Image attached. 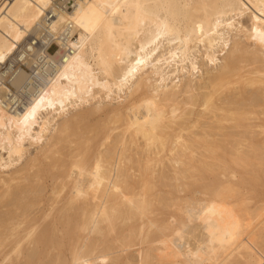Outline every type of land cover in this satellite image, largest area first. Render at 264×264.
<instances>
[{"label":"bare ground","instance_id":"obj_1","mask_svg":"<svg viewBox=\"0 0 264 264\" xmlns=\"http://www.w3.org/2000/svg\"><path fill=\"white\" fill-rule=\"evenodd\" d=\"M100 2L0 0V51H5L8 67L15 64L18 70L25 71L18 66L19 57L29 47L32 49L33 39L39 38V53L46 54L51 63L39 79L37 92L42 95L46 91L45 105L53 104L39 109L37 119L25 127L18 125L16 118L22 116L27 104H7L0 100L3 105L0 150L7 153L9 161L12 155L19 160L24 143L39 148L43 145L30 165L34 167L37 161L49 160L45 170L39 169L20 179L33 178L26 183L29 188L23 191V197L18 187L14 191L6 190L5 198L0 196V204L9 207L0 219V264H30L35 258L36 264H261L264 260V111L261 107V119L259 110L255 109L264 105V50L245 33L243 38L253 44L251 50L235 36L226 35L227 53L216 67L213 47L218 45L220 50L224 47L210 43L212 39L219 40L218 35L205 36L203 44L190 47L200 46L208 57L206 61L212 60L216 68L206 72L200 68L197 75V71L191 72V65L186 71V65L178 68V61L171 62L173 58L168 53L178 47L172 44L166 54L157 57L169 63L138 66L129 78L131 88L126 86L111 98L102 96L93 85L99 98L96 106L83 113L75 110L74 115L65 118L95 97L85 96L83 103L79 98L87 75L84 69L73 68L70 62L65 71V59L70 61L72 44L79 40L82 30L74 21L69 25L67 20L57 25L55 33L50 26L56 23L58 14L65 18L75 16L77 12L83 13L89 3ZM122 2L145 5L147 11L161 19L167 17L175 22L181 31L185 27L191 29L195 22H203L205 28H210L218 14H223L219 17L223 20L242 10L241 0ZM249 2L243 0L245 6ZM45 21H50L46 28ZM45 29L52 33L51 38L45 36ZM64 29L70 39L60 37ZM221 30L218 28L217 32ZM51 45L57 48L53 54L49 53ZM24 64L29 65L26 61ZM117 67L128 69V65ZM165 68L168 70L163 73ZM74 74L79 81L76 85L63 78ZM194 74L197 76L192 77ZM74 86L77 98L72 100L68 93ZM26 100L31 101L32 97ZM149 101L155 104V109H150ZM103 102L115 106L105 107ZM150 112L157 118L145 122ZM95 114L105 116L103 125L99 123V132L92 128L85 130L86 133L78 129L80 122ZM61 117L65 119H60L59 124ZM253 120L257 123L249 122ZM69 137H75L71 141L73 147L64 159L55 157L57 146ZM249 162L258 165L263 179L250 175L248 184L244 185L236 168L249 166ZM51 169H55V174ZM203 172L210 176L203 178ZM15 177L7 182L19 181V174ZM42 177L51 180L50 190L55 200L40 216L25 219L23 216L34 205L30 202L34 198L32 193L36 195L39 191ZM157 186L162 189L171 186L174 191H163L162 196L152 193ZM24 199L28 202L23 203ZM192 201L197 207L227 208L231 215L211 217L214 235L201 224L184 228L182 239L178 238L175 233L181 231V221L186 220L182 210ZM159 206L166 211L161 212ZM233 225H238L237 239L231 244L219 243L217 237L230 231ZM49 249L55 253L49 254ZM41 251H45L44 262L40 259Z\"/></svg>","mask_w":264,"mask_h":264},{"label":"snow or ice","instance_id":"obj_2","mask_svg":"<svg viewBox=\"0 0 264 264\" xmlns=\"http://www.w3.org/2000/svg\"><path fill=\"white\" fill-rule=\"evenodd\" d=\"M46 6V5H45ZM204 7H207L206 5ZM135 9V12L130 11ZM241 11L232 13L227 19H220L218 14L215 24L210 28H205L203 22H195L191 29L185 27L181 31L173 21L167 17L161 19L157 14L147 11L145 5L140 3L127 4L122 0H102L100 3H89L86 10L77 12L75 16L65 18L58 14L56 23L51 24L50 30L55 33L57 25L63 24L67 20L71 25L74 21L75 26L82 31L79 34V40L72 44L73 52L69 59H65V71L71 62L73 68L79 66L87 73L84 78V86L80 95L81 102H85L84 97L89 99L97 95V91L102 96L111 98L114 94L119 93L124 87L131 88L128 83L129 78L137 71L138 66L158 65L162 62L169 63L167 59L157 58L160 46L164 42L177 45L176 51H169L168 55L172 57L171 62L181 65H191V72L195 73L198 68L195 58L192 55L196 49L191 45H200L205 42V36H219V40L212 39L210 43H219L222 47L229 46L225 36L231 37L233 31L247 34L254 43H257L261 50H264V0H250L245 6L241 0ZM248 13V22L245 24L239 18ZM226 29L231 31H220L217 29ZM19 38V37H17ZM12 47H15L13 45ZM11 51V48L8 49ZM32 52L29 47L26 52L19 57L20 60L26 61L31 67L27 71L18 70L15 64L8 67L5 51H0V100L3 103H26V110L22 116L16 118L18 125L28 124L37 119V112L44 106L53 107L51 102L45 105V97L48 93L45 91L42 95L38 94L39 79L46 67L51 63L49 57L43 52L38 55L29 56ZM142 54V55H141ZM131 59H126V58ZM208 59V57H205ZM34 61V63H33ZM212 63V60H208ZM128 65L127 71L118 68L117 65ZM184 70V69H181ZM65 80H69L73 85L78 81L77 75L71 78L64 75ZM93 85L97 91H93ZM31 96L32 100L27 101L26 97ZM68 96L75 100L76 87L68 93ZM150 109H155V104L148 102ZM3 105L0 104V109ZM61 111H64V104L60 105ZM176 113L173 112L175 117ZM157 117L150 112L149 117L145 118L155 120ZM11 121H9V126ZM17 155L19 151L17 150ZM98 167V166H97ZM119 192V188H114ZM186 220L181 221V231L175 234L178 238L183 237V229L189 226L203 225L210 235H214V223L212 216L231 215L227 208H218L213 205L211 208L204 206L197 207L196 202L192 201L187 204L183 210ZM239 235L238 225H233L230 231L217 237L221 244H231ZM264 264V260L261 261Z\"/></svg>","mask_w":264,"mask_h":264},{"label":"rangeland","instance_id":"obj_3","mask_svg":"<svg viewBox=\"0 0 264 264\" xmlns=\"http://www.w3.org/2000/svg\"><path fill=\"white\" fill-rule=\"evenodd\" d=\"M241 21H243L245 24L248 22V13H247V11L246 12H244V15L242 16V17H240L239 18ZM221 31H223V29L221 30ZM225 31H227L226 29H225ZM228 31H231V30H228ZM244 33L243 32H235V31H233V34H232V37L233 36H235V38L239 41V42H241L242 43V45L244 46L245 45V47L248 49L249 48V50H251V49H253V44H249V42H247L246 40H245V38H243V35ZM238 38H237V37ZM172 46V44H169V45H167L165 42L160 46V49H159V52H158V55H157V57H161L162 55H164V54H166L167 53V51H168V49L170 48ZM250 47H252L251 49H250ZM51 48V47H50ZM196 51H195V53H193L192 55L194 56V58H195V63H196V65H197V68H198V70L201 68V70L204 72H206V71H213L216 67H218L219 66V64H220V62H221V57H224L225 56V54L227 53L226 52V48H224V49H222V50H220L221 49V47L220 46H218V45H215L214 47H213V56L216 58V60L214 61V64H215V66H214V64H212V63H209L208 61H206V59H205V56H204V51L202 50V48L200 47V46H197L196 48ZM54 51H55V48H51V49H49V53L50 54H53L54 53ZM218 65V66H217ZM239 65H242V64H239ZM215 67V68H214ZM249 69V67H246L245 69ZM168 69L167 68H165L164 69V71H163V73H165L166 71H167ZM185 70L186 71H188V70H190V67L188 66V65H186L185 66ZM186 71L184 72V73H186ZM184 73H182L183 75H184V78H187V75H190V74H188V73H186L187 75L185 76V74ZM200 73V71H197V75ZM196 74H194L192 77H195V76H197ZM191 77V78H192ZM250 92H249V90H248V93H247V97H248V94H249ZM246 96H244V97H246ZM99 100V98H98V96H95V98L94 99H92L91 101H89V103L88 104H85V105H83V106H80V107H78V109H73L71 112H69L68 113V115L67 116H64L65 118L66 117H68V116H70V115H74L75 113H73V111H75V110H80L79 111V113H83V112H86V111H88V110H91L93 107H94V105L95 104H97V101ZM247 103V102H246ZM245 102H244V105L246 104ZM102 104H106V106L105 107H109V106H115V104H109V103H105V102H103ZM101 104V105H102ZM242 104V103H241ZM96 106V105H95ZM242 106H243V104H242ZM259 108H256L255 110H259V111H257V113H259V117L261 116V114H260V111H261V107H262V111H264V109H263V107H264V105L262 106V104L261 105H259L258 106ZM64 118V119H65ZM261 119L263 118L262 116L260 117ZM60 119H62V121L64 120L62 117L61 118H59L58 119V122H59V124H60V122H62ZM105 116L103 115V114H95V115H91L90 117H88V121H86V122H80V124L81 125H79L78 124V129L80 128V129H84L83 131H85V130H87V132L88 131H92V130H96L97 132H99V123H101V125L100 126H102L103 124H102V122H104L105 120ZM249 122H251V123H257L256 121H249ZM84 123V124H83ZM90 124V125H89ZM99 127V128H98ZM91 128H92V130H91ZM79 129V130H80ZM53 132V131H52ZM51 132V133H52ZM85 133H86V131H85ZM53 135H54V132H53ZM89 135H91V134H89ZM216 138H218V139H221V137L219 138L218 136H215ZM75 139V137H69V139L66 141V142H64V143H61V144H59V146H57V148H56V150H57V153L54 155L55 157H58V158H60V159H64V157H65V155H66V153L70 150V147L72 148L73 147V144L71 143V141L72 140H74ZM68 141H70V143L68 142ZM221 141H225L224 139L222 140L221 139ZM224 142H220V144L222 145ZM43 147V145H41L40 146V148L39 147H35V146H29L28 144H26V143H24V145H23V149H24V152L22 153L23 155L21 156V158L18 160V158L16 157V155H12L11 157H10V161H9V159H8V157H7V153L3 150V151H1L0 150V164H3V165H7V167H0V196L1 195H3V196H1V197H4L6 194H5V191L6 190H8V189H10L11 191H14L17 187L21 190V192H22V194H20L22 197L24 196V194L25 193H23V191H25L27 188H29V187H27V184H29V182H32L33 181V178L31 177V181L30 180H20V179H24L25 178V176H27V175H32V174H34V173H36L37 171L39 172V169H41V170H45L46 169V165L49 163V160L48 159H44V160H42L40 163H39V161H37V163L35 162V164H34V167L32 166V165H30V161H31V159L38 153V151H40L41 150V148ZM224 148V147H223ZM17 158V159H16ZM17 161V162H16ZM9 162V163H8ZM251 162H249V164H250ZM256 163H251V165H249V166H244V167H239V168H236L237 169V172H239L240 174H238L239 176H241V178L243 179V181H242V184H248V181H249V177H250V175H256L258 178H260V180H262L263 179V177L261 176V170L260 169H258V165L256 166L255 165ZM30 166V167H29ZM255 169H257V170H255ZM53 170H55V169H53ZM52 169H51V173L52 174H55V171H53ZM252 170H254V172L252 171ZM205 173V174H204ZM258 173V174H257ZM18 174H19V181L17 180V181H15V179H13L14 181H15V183L13 182V183H8L7 181L10 179V178H12V177H15V176H17L18 177ZM245 175V176H244ZM210 175H208V173H206V172H203L202 173V177L203 178H208ZM17 177H15V178H17ZM241 178H240V180H241ZM30 179V178H29ZM220 179H222V178H220ZM41 181H39V187H37V189L39 190V191H37V194L39 195V197L38 196H36L35 195V192H33L32 194V197H34V198H32V200L30 201V202H34V205H33V207L32 208H30V210H29V212H28V210H27V212L25 213V215L23 216V217H25V219H30V218H32V217H37V216H40V214H42V211L45 209V208H47L48 207V205L52 202V200H53V198L55 197V194L54 193H52L51 194V190H50V188L52 187L51 185V180H48V179H46L45 177H42L41 179H40ZM223 180V179H222ZM35 181V180H34ZM259 181V180H258ZM7 182V183H6ZM18 182V183H17ZM23 182V183H22ZM27 183V184H26ZM19 184V185H18ZM241 184V185H242ZM20 187H23V188H20ZM43 187V188H42ZM171 187V186H170ZM169 186H168V188H170ZM156 188V189H155ZM167 187H165V189H164V187H163V189L161 188V186H157V187H154V189H153V191H152V193H155V194H161V196H162V192L163 191H166V190H168V191H171V192H173L174 190H171V188L170 189H168ZM28 190V189H27ZM243 190H245L246 191V189L244 188ZM258 190H262V187H259L258 188ZM156 191H158L159 193H157ZM161 192V193H160ZM240 194H242V193H240ZM54 195V196H53ZM21 197V198H22ZM5 198V197H4ZM54 200H55V198H54ZM26 201L28 202V199H24V202L23 203H26ZM3 204V205H2ZM2 204H0V219L3 217V215H4V213L6 212V210H8L9 209V207L7 206V207H5L4 205H5V203H2ZM58 206V205H57ZM59 207V206H58ZM159 208V210L161 211V212H165L166 210H164V208L162 209L160 206L158 207ZM29 209V208H28ZM5 210V211H4ZM54 210L50 213L51 215H50V217L52 218V216L54 215ZM19 213V212H18ZM49 220V217H48V219L47 220H45L46 222ZM44 221V222H45ZM45 222V223H46ZM44 223H42V225H43ZM41 226V225H40ZM44 253H45V251H41V257H40V259H42V261L44 262L45 261V255H44ZM48 253L49 254H54L55 253V250H52V249H49L48 250ZM35 260H36V258L35 259H33L31 262H30V264H36V262H35Z\"/></svg>","mask_w":264,"mask_h":264},{"label":"built area","instance_id":"obj_4","mask_svg":"<svg viewBox=\"0 0 264 264\" xmlns=\"http://www.w3.org/2000/svg\"><path fill=\"white\" fill-rule=\"evenodd\" d=\"M46 23V25H45V28H46V26H47V23L48 22H50V21H45ZM38 33H39V31H38ZM45 36H47V37H49V38H51L52 37V33H50L49 31H48V29H45ZM38 37H39V34H38ZM60 37L62 38V39H67V38H71L69 35H68V32H67V30L66 29H64L61 33H60ZM31 45H32V51L33 52H31V53H29V55H31V56H34V55H38L39 54V38L38 39H33V41L31 42ZM51 48H55V50L57 49L56 48V46L55 45H51ZM50 48V49H51ZM25 63V61H21V60H18V66L21 68H23L25 71H27L30 67H31V65H25L24 64ZM33 63H34V61H33Z\"/></svg>","mask_w":264,"mask_h":264}]
</instances>
